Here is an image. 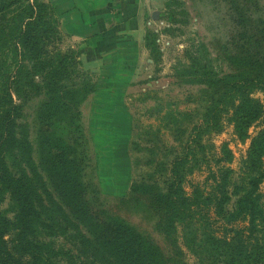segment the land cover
Masks as SVG:
<instances>
[{
    "label": "rangeland",
    "instance_id": "obj_1",
    "mask_svg": "<svg viewBox=\"0 0 264 264\" xmlns=\"http://www.w3.org/2000/svg\"><path fill=\"white\" fill-rule=\"evenodd\" d=\"M140 6L135 41L93 64L79 57L73 81L65 84L79 90L76 114L69 108L56 116L46 93L33 90L29 99L15 100L21 105L17 136L29 141L31 157L52 191L57 182L48 170L57 151L74 161L80 195L65 208L84 232L99 237L119 225L129 226L152 240L167 262L217 264L186 249L182 231L169 226L170 213L156 198L179 182L190 193L192 184L203 182L212 153L218 154L223 144L233 155L229 192L241 194L243 160L259 124L250 127L245 141L225 118L221 131L209 132V108L227 86L218 81L210 87L206 79L186 75L184 66L191 55L200 54L220 80L237 74L229 58L248 49L263 55L264 0H141ZM54 11L60 40L50 50L71 54L81 43L64 35L59 10ZM244 26L254 38L245 49L240 47ZM255 41L260 46L252 45ZM146 42L156 46L155 53L150 54ZM252 96L263 98L258 91ZM13 157L9 168L19 176L26 165ZM134 183L151 187L146 194L133 192ZM259 191L264 198V183ZM238 194H232L227 209L233 208ZM10 209L6 201L2 210ZM192 229L199 233L200 224Z\"/></svg>",
    "mask_w": 264,
    "mask_h": 264
},
{
    "label": "trees",
    "instance_id": "obj_2",
    "mask_svg": "<svg viewBox=\"0 0 264 264\" xmlns=\"http://www.w3.org/2000/svg\"><path fill=\"white\" fill-rule=\"evenodd\" d=\"M54 10L40 0H0V264H174L163 259L152 240L129 226L119 225L99 237L84 232L65 208L80 195L74 161L57 151L48 170L57 182L52 191L31 157L29 141L17 136L21 105L15 100L29 99L33 90L46 93L56 116L69 108L76 114L79 90L65 84L73 81L81 50H50L60 40ZM249 31L242 28L241 48L254 40ZM145 45L150 54L156 52L154 44ZM252 45L260 46L257 41ZM248 51L229 58L237 74L220 80L200 54L191 55L184 66L186 75L204 78L210 87L218 81L227 86L209 108V132L221 131L225 118L236 137L245 141L250 127L259 124L243 160L241 194L229 192L233 155L223 144L218 154L212 153L203 182L192 184L190 193L179 182L156 198L170 213L169 226L182 231L186 249L217 264H264V198L259 191L264 183V50L263 55ZM257 91L262 100L252 96ZM10 157L26 165L19 176L9 168ZM150 187L134 183L131 190L146 194ZM232 194L239 197L230 210ZM6 201L11 209L4 213ZM197 224L201 230L193 234Z\"/></svg>",
    "mask_w": 264,
    "mask_h": 264
},
{
    "label": "crops",
    "instance_id": "obj_3",
    "mask_svg": "<svg viewBox=\"0 0 264 264\" xmlns=\"http://www.w3.org/2000/svg\"><path fill=\"white\" fill-rule=\"evenodd\" d=\"M48 1L59 10L64 35L81 43L79 57L86 64L99 62L122 44H131L141 25V0Z\"/></svg>",
    "mask_w": 264,
    "mask_h": 264
}]
</instances>
